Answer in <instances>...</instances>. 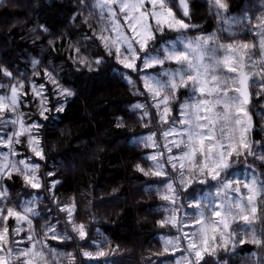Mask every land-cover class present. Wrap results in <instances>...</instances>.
Here are the masks:
<instances>
[{
	"label": "snow or ice",
	"instance_id": "1",
	"mask_svg": "<svg viewBox=\"0 0 264 264\" xmlns=\"http://www.w3.org/2000/svg\"><path fill=\"white\" fill-rule=\"evenodd\" d=\"M209 4L213 6V0H209ZM80 6L90 9L89 16L84 17L85 24L93 14L99 17V28L89 24L92 36H85V41H98L104 53L114 56L116 63L122 66L114 71L133 89V95L146 96L145 103L133 104L130 111L133 114L139 111L141 121L149 118V123L143 124L147 128L151 124L150 109L154 108L159 117L157 127L165 126L161 134L163 149L155 132L136 138L145 148L156 151L142 157L151 162L149 170L139 164L135 166L145 176L164 178L161 183L167 194L161 199L170 202L171 214L158 224L161 228L170 226L178 234L159 237L162 254L180 253L175 257V264H207L206 255L222 251L230 259L218 260L217 264H230V260L234 264L237 259L241 264H264V208L257 206L259 200H264V172L257 175L247 164L248 157L264 164V142L253 143L249 136L254 131L251 87L259 85L256 95L264 98V15L251 30L245 24L250 18L244 15L223 19L229 27L243 25V35L252 32L254 42H237L233 38L240 33L225 28L187 35L190 31L198 32L199 27L177 18L173 11L176 7L183 17L190 19L187 0H92L91 4L81 0ZM214 6L218 17L221 10L224 13L228 10L224 0H214ZM81 15L77 13L73 20ZM225 31L232 42L221 40L218 33ZM53 44L50 40L49 45ZM69 47L75 53L74 57H69L74 64L91 70L93 63L99 66L104 62V56L92 60L83 55L79 47ZM39 64L36 59L32 60L33 77L40 75L36 71ZM0 72L6 78L12 77L7 69L0 68ZM132 74L144 91L137 86V80L132 79ZM43 78L53 86L51 95L57 99L54 111L63 112L64 104L60 99L66 102L75 93L60 84L47 68L43 69ZM0 88L6 86L0 85ZM182 92L186 93L183 99ZM30 102L36 105L38 117L48 121L53 106L45 83L38 84L33 78L29 93L23 80H18L11 85L10 93L0 94V127L7 129L10 125L12 128L11 132L5 131L0 136V149H7L0 150V200L10 199L3 182L11 180L14 173L22 175L26 186L42 187L38 176L40 164L32 156L19 158L16 151V145H21L26 138L27 148L34 157L45 159L41 142L44 125L36 119L26 120L27 113L21 111V106L28 107ZM260 115L264 119V110ZM57 119L58 116L52 117L53 122ZM116 119L117 127H122V118ZM241 161L245 165L244 172L253 173L245 174L243 179L239 174ZM166 165H170V169ZM47 175L52 177L54 173ZM59 183L53 180L51 189ZM39 200L38 194H30L28 200L19 204L22 211L6 203L0 206V264H62L65 260L66 264H78L73 253L62 252L50 243L71 240L69 226L79 242L97 249L95 253L82 251L84 257L109 264L118 246L105 251L107 238L99 230L96 235L101 239L94 240L83 223H75L74 201L71 205H58L61 213H67L64 225H60L57 217L56 224L45 222L40 226L41 231H37L33 218L40 216L36 206ZM185 208L190 209L191 214L185 211L178 219L177 211ZM10 218L16 222L11 229ZM185 221L192 223L185 225ZM25 224V236L17 239L25 232ZM58 227H63L64 231H58ZM185 227L193 230L185 231ZM249 244L257 251L240 256Z\"/></svg>",
	"mask_w": 264,
	"mask_h": 264
},
{
	"label": "trees",
	"instance_id": "2",
	"mask_svg": "<svg viewBox=\"0 0 264 264\" xmlns=\"http://www.w3.org/2000/svg\"><path fill=\"white\" fill-rule=\"evenodd\" d=\"M20 1L0 0V68L17 65L22 71H27L33 67L32 60L36 59L40 62L36 69L40 72L38 79H43V69L50 71L52 66L60 84L70 88L75 95L68 97L66 102L63 98L60 99V103L64 104V111L57 114L54 111L57 99L51 95L52 86L45 83L50 104L53 106L48 121L38 117L35 104L30 102L28 107L21 106V111L27 113L26 120L36 119L44 125L41 129L44 160L34 157L28 150L26 138L22 139L21 145H16L19 158L32 156L40 164L38 176L42 187L32 189L26 186L22 175L14 173L11 180L6 179L3 182L8 188L10 199L0 200V206L6 203L8 207L22 211L19 204L28 200L30 194H38L40 200L36 206L40 216L33 218V225L37 231H41L40 226L45 222L56 224L57 217L60 225H64L67 213H61L58 205H71L74 201L75 223H83L86 232L94 240L101 239L96 235L99 230L103 237L107 238V243L103 246L105 251L116 249L118 246V250L111 254L109 264L113 261L115 264H175V257L180 253L170 251L162 254L163 245L159 240L162 235L178 234L176 229L170 226L161 228L158 224V221L171 214L170 202L161 199L167 194L163 191L164 185L161 183L164 178L145 176L135 167L139 164L146 171L149 170L152 167L151 162L142 157L150 156L156 151L155 148H145L136 138L155 132L163 149L164 140L161 134L165 126L157 127L159 117L155 114L156 110L150 109L151 124L147 128L143 124H148L149 118L141 121L139 111L135 114L130 111L133 104L145 103L146 96L133 95V89L114 71L122 66L116 63L114 56L109 57L104 53L102 47L98 46V41H85V36H92L89 24L97 29L100 25L98 23L95 26L94 16L99 21L95 14L89 17L88 24L83 22L84 17L89 16L90 9L81 7V0H27V5ZM87 2L91 4L92 0ZM224 2L228 5V10L226 13L221 10L220 17L216 15L214 0L211 7L209 0H187L190 19L183 17L182 11L176 7L173 11L176 12L177 18L199 27L198 32H188L189 36L225 28L240 33L233 38L237 42H254L251 31L248 35L242 34L243 25L229 27L222 21L226 17L244 15L250 18L245 20V24L251 30L259 23L258 18L264 15V0ZM77 13L82 15L74 21L73 17ZM43 29H47V32ZM218 35L223 42H232L227 31ZM50 40L54 41L53 45H49ZM78 44H82L84 48L81 50L83 55L92 60L104 56V62L99 66L93 63L91 70L74 64L69 57H74L75 53L69 45L78 47ZM132 79L137 80V86L144 91L135 74H132ZM30 83H25L29 93ZM0 84L6 86L5 89L10 92L13 81L0 72ZM250 91V112L253 114L254 131L249 136L253 143L264 142V131L261 130L264 128V119L260 115L264 110V98L256 95L260 91L259 85H253ZM4 92V89L3 93L0 90V94ZM180 95L183 99L186 93L182 92ZM173 115H176L175 111ZM53 116H58L55 122L52 121ZM117 117L122 118V127H117ZM7 131H12L10 125ZM118 140L123 143L118 144ZM173 151L175 154L176 150ZM74 153L78 154L76 159L71 157ZM70 160L75 166L69 165ZM247 164L256 170L257 175L264 172V164L259 160L254 161L252 157H248ZM244 167L241 161V179L245 174H253L251 170L245 173ZM166 168L170 169V165H166ZM49 172L54 173V176L49 177ZM53 180L60 183L51 189ZM157 188L160 189L159 192L156 191ZM257 206L264 208V200H259ZM185 211L191 214V210L185 208L177 211V218L179 219ZM191 223L184 222L185 225ZM8 226L10 229L16 226L14 218H10ZM23 227L25 232H21L17 239L25 236L27 225ZM57 230L64 231L63 227H58ZM184 230L190 232L193 229L185 227ZM68 233L72 237L71 240L51 241V246L59 247V250L65 253H73L78 264H99L98 260L89 261V258L82 255V251L95 253L97 249L79 242L77 235L71 232L70 226ZM256 251L257 249L249 244L240 252V256ZM225 259L230 258L222 251L205 256L207 264H217L218 260ZM62 264H66V260ZM230 264H233L231 260ZM234 264L241 262L237 259Z\"/></svg>",
	"mask_w": 264,
	"mask_h": 264
},
{
	"label": "rangeland",
	"instance_id": "3",
	"mask_svg": "<svg viewBox=\"0 0 264 264\" xmlns=\"http://www.w3.org/2000/svg\"><path fill=\"white\" fill-rule=\"evenodd\" d=\"M26 1L27 0H21L20 2H23L25 5H27L26 4ZM94 19L96 20V23H95V26L96 25H98V19L94 16ZM81 50L82 49H84V48H82V44H78L77 45ZM82 52V51H81ZM83 54V53H82ZM4 58V57H3ZM5 59V58H4ZM7 60V59H6ZM50 68H52L50 71L51 72H53V74L55 75L56 73H55V71L53 70L54 69V67H50ZM9 72H11L12 73V77H10L11 78V80L13 81V84H15L18 80H23V82L24 83H26V82H31V80L34 78L35 79V81L39 84V83H46L45 82V79L43 78V77H41V78H43L42 80L39 78L38 79V76H36V77H33V70L32 71H30L31 69H33V67H31L30 68V70H27V71H22V69H20V67H18L17 65H13V66H10V67H8V68H6ZM46 84H49V83H46ZM1 85V84H0ZM26 85V84H25ZM52 86V85H51ZM29 87L31 88V83H30V85H29ZM47 88V87H46ZM3 89L5 90V91H8L7 89H5V88H0V90L2 91V93H3ZM48 89V88H47ZM52 89H53V86H52ZM9 92V91H8ZM10 93V92H9ZM9 127V126H8ZM5 131H7V129H4V128H2V127H0V136H3L4 135V133H5ZM8 132H10V131H8ZM119 143H123V142H121V141H119L118 140V144ZM0 150H4V149H0ZM73 159H76L77 157H78V154L77 153H74L72 156H71ZM71 162V163H70ZM73 164V162L70 160L69 161V165L71 166ZM68 166V164L66 163V167ZM73 166H75L74 164H73Z\"/></svg>",
	"mask_w": 264,
	"mask_h": 264
}]
</instances>
